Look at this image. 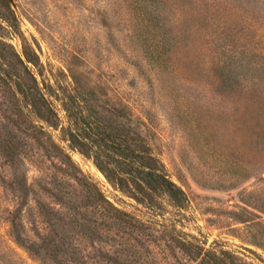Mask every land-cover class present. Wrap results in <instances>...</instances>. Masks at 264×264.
<instances>
[{
	"label": "rangeland",
	"instance_id": "374dc122",
	"mask_svg": "<svg viewBox=\"0 0 264 264\" xmlns=\"http://www.w3.org/2000/svg\"><path fill=\"white\" fill-rule=\"evenodd\" d=\"M16 1L20 19L7 0H0V39L20 53L26 46L38 54L39 63L28 65L45 79L44 91L61 116V126H68L61 98L76 86L74 79L77 94L93 103L101 97L123 100L171 178L187 193L180 205L169 196H162L161 205L154 208L137 202L113 186L92 159L72 150L63 140L61 126L55 128L30 112L68 148L77 167L55 152H45L23 134V169L33 188L23 212L28 234L59 239L64 228L59 218H64L90 220L106 236L108 217L82 206L83 194L72 176L76 172L97 183L121 208L157 222L160 230L167 226L206 247L220 245L248 262L264 264V213L257 208L264 205V142L244 136L243 106L233 110L232 104L219 101L215 92L221 89V78L205 71L201 59L193 61L189 53L168 57L173 35L164 34L160 23L146 15L136 13L128 21L127 10L113 0ZM232 1L240 6L228 25L232 34L226 39L220 33L217 43L223 47L236 39L239 63L257 62L264 57V0ZM173 48L184 52V45ZM226 83L264 98V75L231 73ZM12 127L9 95L0 91V246L12 249V264H41L12 240L3 216L4 209L15 204L8 179L12 169L4 152ZM254 213L262 217L261 223H256L260 218ZM240 215L249 221L239 222ZM255 233L263 244L253 243ZM75 237L81 250L97 252L104 245L96 241L91 246L92 241L78 231ZM157 257L152 264H194L181 253L174 258L165 251Z\"/></svg>",
	"mask_w": 264,
	"mask_h": 264
},
{
	"label": "trees",
	"instance_id": "16d2710c",
	"mask_svg": "<svg viewBox=\"0 0 264 264\" xmlns=\"http://www.w3.org/2000/svg\"><path fill=\"white\" fill-rule=\"evenodd\" d=\"M113 3H120L127 10L128 21L134 19L136 13L142 17L146 15L148 19L160 23L164 34H172L173 38L169 37V41L173 42V46L166 53L168 57L189 53L193 61L201 59L200 64L205 71L221 78L218 84L222 90L215 92L219 101L232 104L233 110L243 106L242 113L247 116L244 136L248 141L251 137L255 143L264 142V98L243 91L239 85L234 87L226 83L231 73L264 75V57L257 62L249 59L246 64L239 63L235 51L236 39L223 47L217 43L220 33L226 39L232 34L228 25L240 7L236 2L113 0ZM169 16L170 19H167ZM244 43L243 46H247ZM178 45H184V52L173 48ZM28 63H39V56L31 47H23L20 53L0 39V91L9 95L13 125L4 152L5 160L12 169L8 179L15 203L4 209L3 216L10 224V237L20 248L41 264H50V261L52 264H152L151 259H157V254L165 251L174 258L181 253L194 264H255L223 246L206 247L197 240L178 234L173 228L163 226L158 229L157 222L141 219L121 208L103 193L97 183L76 172L71 174L83 194L82 206L98 209L108 217L106 236L100 235L98 227L90 220L85 223L79 219L66 221L64 218H59L64 220L59 239L43 235L33 238L28 234L23 212L24 207L29 205L33 188L23 169V138L28 136L45 152H55V155L76 166L61 143L30 116L32 112L55 128L62 125L60 114L44 91L48 86L45 79H39ZM73 81L77 86L78 81ZM76 86L65 99L61 98L68 122L67 127L61 126L63 140L70 142L72 150L92 159L113 186L137 202L154 208L161 205L162 196H169L175 203L182 204L187 199L186 191L171 178L166 164L155 154L141 126L133 121L129 105L123 100L111 101L107 97L98 98L93 103L90 97H80ZM23 134L26 136L23 137ZM257 208L264 213V205ZM254 215L260 218L256 223H261L262 217ZM85 216L86 213H83V218ZM237 219L243 223L249 221L242 215ZM77 231L92 241L91 246L94 247L96 241L104 245L99 246L97 252L93 249L81 250L75 245ZM117 237L124 240L119 241ZM252 240L255 244H263L257 233ZM11 250L10 247L2 249L0 246V264H12L15 259L11 257Z\"/></svg>",
	"mask_w": 264,
	"mask_h": 264
},
{
	"label": "water",
	"instance_id": "95a60500",
	"mask_svg": "<svg viewBox=\"0 0 264 264\" xmlns=\"http://www.w3.org/2000/svg\"><path fill=\"white\" fill-rule=\"evenodd\" d=\"M7 1H8V3H9V5H10L11 9L13 10L14 14L16 15V17H17L18 19H20L19 16H18V14H17V11H18V4H17V1H16V0H7ZM62 146H63V145H62ZM63 147H64V148L66 149V151L70 154L68 148H66L65 146H63ZM70 155H71V154H70Z\"/></svg>",
	"mask_w": 264,
	"mask_h": 264
}]
</instances>
